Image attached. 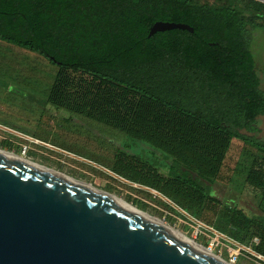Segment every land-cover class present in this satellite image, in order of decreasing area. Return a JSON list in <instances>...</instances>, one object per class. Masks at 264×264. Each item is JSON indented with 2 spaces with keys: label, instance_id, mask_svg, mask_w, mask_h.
Wrapping results in <instances>:
<instances>
[{
  "label": "trees",
  "instance_id": "1",
  "mask_svg": "<svg viewBox=\"0 0 264 264\" xmlns=\"http://www.w3.org/2000/svg\"><path fill=\"white\" fill-rule=\"evenodd\" d=\"M264 2L226 0H0V39L59 67L48 102L160 149L200 179L221 177L233 138L257 147L247 181L264 195V90L251 41ZM157 21L183 22L150 35ZM113 170L192 213L216 198L189 173L164 175L125 151ZM240 242L264 255V217L231 207ZM211 222V221H210ZM255 237L259 238L256 244Z\"/></svg>",
  "mask_w": 264,
  "mask_h": 264
},
{
  "label": "rangeland",
  "instance_id": "2",
  "mask_svg": "<svg viewBox=\"0 0 264 264\" xmlns=\"http://www.w3.org/2000/svg\"><path fill=\"white\" fill-rule=\"evenodd\" d=\"M223 3L226 0H197ZM264 23V16L258 19ZM264 90V30L255 29L251 41ZM59 67L47 57L0 39V147L116 194L214 252L231 259L238 245L249 246L247 233L231 224V207L248 217H264V195L246 177L261 151L233 138L221 177L214 182L193 172L147 141L125 135L109 124L48 102ZM257 131L242 130L264 141V115L254 123ZM125 151L152 163L164 175L189 173L213 190L216 200L196 213L183 208L154 188L113 170L115 157ZM211 221V222H210ZM234 237L244 241L240 242ZM235 264H264L242 251Z\"/></svg>",
  "mask_w": 264,
  "mask_h": 264
},
{
  "label": "water",
  "instance_id": "3",
  "mask_svg": "<svg viewBox=\"0 0 264 264\" xmlns=\"http://www.w3.org/2000/svg\"><path fill=\"white\" fill-rule=\"evenodd\" d=\"M183 22L157 21L150 35ZM0 264H225L77 181L0 150Z\"/></svg>",
  "mask_w": 264,
  "mask_h": 264
},
{
  "label": "bare ground",
  "instance_id": "4",
  "mask_svg": "<svg viewBox=\"0 0 264 264\" xmlns=\"http://www.w3.org/2000/svg\"><path fill=\"white\" fill-rule=\"evenodd\" d=\"M0 150H1V151H4V152H6V153H9V154H11V155H14V156H16V157H19V158H21V159H24V160H26V161H29V162H31V163H34V164H36V165H38V166H41V167H43V168H46V169H48V170H51V171H53V172H56V173H58V174H60V175H63V176H65V177H67V178H70V179H72V180H74V181H77V182H79V183H81V184H83V185H85V186H87V187H89V188H91V189H93V190H95V191H97V192H99V193H101V194L107 196V197H110V198H112L113 200H115V201L121 203L122 205L128 207L129 209H131V210L134 211L135 213H137V214H139V215H141V216H143V217H145V218H147V219H149V220H151V221H153V222H155V223L161 225L162 227L166 228L167 230L171 231L172 233L176 234L177 236L183 238L184 240L188 241L189 243L193 244L194 246L198 247L199 249L203 250L204 252L210 254L211 256L215 257L216 259L220 260L221 262H223V263H225V264H233V263H231L230 261L225 260V259L222 258L221 256L217 255V254L214 252L213 247H211V246H210V247H207V246L202 245V244H200L199 242L195 241L194 239L189 238L186 234H184V233L181 232L180 230L174 228V227L171 226L169 223H167V222H165L164 220H161V219H159V218H157V217H155V216H152L151 214H149V213H147L146 211L140 209L139 207H136V206L133 205L132 203L126 201V200H125L124 198H122V197L117 196L116 194L110 193V192H108V191L101 190V189L95 187L93 184L87 183V182L82 181V180H78V179H76V178H74V177H72V176H70V175H67V174L64 173V172H61V171L56 170V169H53V168H51V167H49V166L43 165V164L38 163V162H36V161H33V160H31V159H28V158L25 157L24 155H22V154H18L17 152H14V151H11V150H8V149H4V148H2V147H0Z\"/></svg>",
  "mask_w": 264,
  "mask_h": 264
},
{
  "label": "built area",
  "instance_id": "5",
  "mask_svg": "<svg viewBox=\"0 0 264 264\" xmlns=\"http://www.w3.org/2000/svg\"><path fill=\"white\" fill-rule=\"evenodd\" d=\"M259 1H262V2H264V0H259ZM253 242L254 243H258L259 242V238L258 237H255L254 239H253ZM242 251H245V252H250L251 251V253L255 256V258L257 259V260H261V261H264V255L263 254H261V253H259V252H257V251H255L253 248H252V246H244V245H238V249L237 250H234L232 253H231V259L229 260L231 263H233V264H235L237 261H238V259H239V257H240V255L242 254Z\"/></svg>",
  "mask_w": 264,
  "mask_h": 264
}]
</instances>
